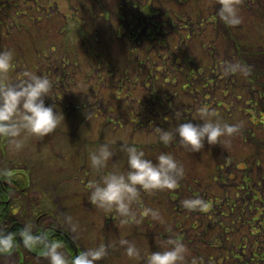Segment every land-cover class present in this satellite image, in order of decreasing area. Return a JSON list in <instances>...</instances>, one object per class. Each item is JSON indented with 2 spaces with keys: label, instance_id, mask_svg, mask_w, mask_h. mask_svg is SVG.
I'll return each mask as SVG.
<instances>
[{
  "label": "rangeland",
  "instance_id": "rangeland-1",
  "mask_svg": "<svg viewBox=\"0 0 264 264\" xmlns=\"http://www.w3.org/2000/svg\"><path fill=\"white\" fill-rule=\"evenodd\" d=\"M218 9L217 0H0V51L15 57L6 82L25 72L47 75L54 87L46 104L65 117L19 152L0 139L2 171L27 179L24 193H14L27 211L14 217L17 225L53 226L77 254L103 243L109 254L98 264H139L121 239L147 254L163 250L169 236L186 245L185 264L194 257L197 264H264V0H240L235 27ZM234 62L250 74L226 73ZM201 115L239 130L198 152L158 141L157 127L202 124ZM122 141L152 160L171 154L183 168L174 190L141 192L138 224H122L87 199L99 179L89 151L108 144L115 156L105 173L127 171ZM189 198L202 207L185 209ZM22 248L0 254V264H49L42 252Z\"/></svg>",
  "mask_w": 264,
  "mask_h": 264
},
{
  "label": "clouds",
  "instance_id": "clouds-1",
  "mask_svg": "<svg viewBox=\"0 0 264 264\" xmlns=\"http://www.w3.org/2000/svg\"><path fill=\"white\" fill-rule=\"evenodd\" d=\"M217 3L218 16L226 25L235 27L242 23L239 14L240 0H217ZM14 59L12 50L0 51V139L8 142L12 153L23 150L28 138L46 137L65 121L58 106L46 104V98L52 97L54 87L47 75L25 72L23 78L12 83L6 82L14 66ZM224 71L245 77L250 74V68L241 62L226 64ZM176 119L182 120L179 110L176 112ZM199 120L203 123L180 122L174 130L157 127L155 131L158 141L165 146L178 141L183 148L198 152L204 147L205 141L209 145L222 143V137H230L239 130L236 125L205 120L203 115ZM119 150L126 156L128 169L108 173L104 170L115 156L109 145L102 144L89 151L90 166L99 174V179L89 185L87 199L91 205L105 213L118 214L122 224H138L139 213L135 206L140 201L141 192L151 194L174 190L179 178L183 176V168L171 154L162 152L152 160L135 144L130 145L126 141L120 143ZM182 205L185 209L196 210L202 207V202L189 198ZM145 214H150L153 219H160L158 210L149 209ZM68 222H72L71 217ZM72 230H78L75 224L72 225ZM167 231L170 233L172 230L169 228ZM19 243L28 250L40 249L49 264H98L109 254L108 247L101 243L80 251L69 259L61 250L62 241L50 239L46 231L38 232L31 224H25L18 233L0 228V254L13 253ZM119 245L127 258L138 261L139 264H185L188 252L186 245L172 236L168 237L166 244L160 245L163 250L149 251L147 254H143L135 243L127 239H121ZM191 264H197L195 257Z\"/></svg>",
  "mask_w": 264,
  "mask_h": 264
},
{
  "label": "trees",
  "instance_id": "trees-1",
  "mask_svg": "<svg viewBox=\"0 0 264 264\" xmlns=\"http://www.w3.org/2000/svg\"><path fill=\"white\" fill-rule=\"evenodd\" d=\"M0 176H2L3 178H8L9 180H10V182H14V183H17V184H19L20 186H22V185H27L26 183H27V179H20L19 177L20 176H14V177H12V178H10V177H7L6 176V174H5V171H2V169L0 168ZM7 179V180H8ZM17 179H19V180H17ZM25 180V181H24ZM4 198H6V196H5V192H4V189H3V187L0 185V201L2 200V199H4ZM0 207L3 209V206L2 205H0ZM8 208V207H7ZM1 209V210H2ZM17 209L19 210V211H17V213L16 212H13V211H11V212H8L7 213V211H6V213L4 214V217L6 218L7 217V220L8 219H12V220H14L15 221V216H17L18 215V213H19V215H25V214H27L26 212V210L25 209H23V207L22 206H17ZM6 214L8 215V216H6ZM2 216H0V218H1ZM3 218V217H2ZM34 230H36V231H38V232H43L42 230V228H40V227H37V226H35L34 227ZM20 231V228H18V230H15V232L14 233H18ZM47 232V231H46ZM48 233V235H49V238L50 239H55V240H59V241H62L63 242V248L61 249L64 253H65V255H67L70 259L73 257V256H75L76 255V251H75V247H74V244H73V242L68 238V237H66V235H63V234H61V233H56V232H54V231H48L47 232ZM17 240L19 241L20 240V238H19V236L17 235ZM22 246L23 248L22 249H24V251L26 252V251H28L29 252V254L30 255H32V256H39V253H41L42 251L40 250V249H33V250H28V249H26V248H24V246L22 245V243H19V246ZM28 255V254H27ZM23 256L25 257V254H23Z\"/></svg>",
  "mask_w": 264,
  "mask_h": 264
},
{
  "label": "flooded vegetation",
  "instance_id": "flooded-vegetation-1",
  "mask_svg": "<svg viewBox=\"0 0 264 264\" xmlns=\"http://www.w3.org/2000/svg\"><path fill=\"white\" fill-rule=\"evenodd\" d=\"M5 174L7 177H10L13 173L11 174L8 171H5ZM10 178H12V177H10ZM7 179L8 178H3L2 176H0V185L3 187L4 192H5V196H6V198H4L0 201V205L3 206V209L1 208L2 210H0V216L3 217V218L2 217L0 218V228L15 232V230H18V228H20V230H21L23 227H20L19 225H17L19 222H17L16 220L15 221L12 219L7 220V217L5 218L4 214L6 213V211H7V213L11 212V211L17 213V211H19L17 209L18 205H16L14 203L15 201H17V198H16L14 193L17 191L24 193L26 186L22 187L19 184L14 183V182H10V180L9 179L7 180ZM6 216H8V215L6 214ZM4 226L6 228H4ZM54 228L55 227H53V226H50V227L47 226L42 231L43 232L51 231V230L55 231Z\"/></svg>",
  "mask_w": 264,
  "mask_h": 264
},
{
  "label": "water",
  "instance_id": "water-1",
  "mask_svg": "<svg viewBox=\"0 0 264 264\" xmlns=\"http://www.w3.org/2000/svg\"><path fill=\"white\" fill-rule=\"evenodd\" d=\"M55 229V228H54ZM55 230H57V229H55ZM63 233V232H62ZM63 234H65V233H63ZM78 252H77V249H76V254H77Z\"/></svg>",
  "mask_w": 264,
  "mask_h": 264
}]
</instances>
